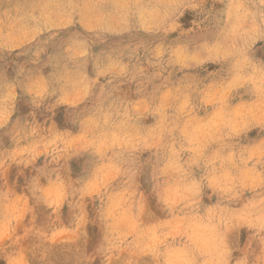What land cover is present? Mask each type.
I'll use <instances>...</instances> for the list:
<instances>
[{"label":"clouds","instance_id":"9594fccd","mask_svg":"<svg viewBox=\"0 0 264 264\" xmlns=\"http://www.w3.org/2000/svg\"><path fill=\"white\" fill-rule=\"evenodd\" d=\"M0 264H264V0H0Z\"/></svg>","mask_w":264,"mask_h":264}]
</instances>
